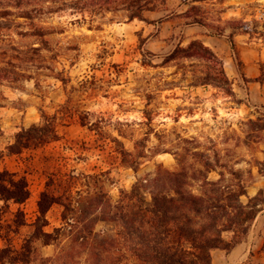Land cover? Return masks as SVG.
Here are the masks:
<instances>
[{"label": "rangeland", "instance_id": "rangeland-1", "mask_svg": "<svg viewBox=\"0 0 264 264\" xmlns=\"http://www.w3.org/2000/svg\"><path fill=\"white\" fill-rule=\"evenodd\" d=\"M179 2L190 6L209 32L230 27L232 32L250 33L264 53V0H165L162 7L148 11L167 8L175 19L191 20L176 15V9L188 8H179ZM127 16L125 10L94 20L68 11L38 15L34 22L44 29L42 38L29 35L30 23L16 14L0 18L7 27L0 31V65L5 68L0 73V168L24 176L30 190L22 204L0 201V248L4 237L19 247L33 232L37 201L52 172L102 173L87 184L92 190L101 186L115 202L121 189H130L137 176L153 173L158 164L176 170V157L196 163L187 139L217 150L222 162H238L235 167L244 171L256 165L255 152L264 143V130L258 129L264 111L247 108L233 82L218 75V66L183 49L189 42L176 44L175 35L166 46L156 47L141 34L140 26L148 25ZM157 28V23L148 26L151 34ZM42 114L47 120L53 117L57 139L8 154L15 134L42 124ZM113 138L128 151L134 150L135 140L145 138L146 156L137 171L121 162ZM246 177L250 185L253 177ZM209 178H217V173ZM84 183L78 179L76 186ZM17 208L24 226H15L21 220L15 217ZM61 212L59 205L50 208L43 231L60 226ZM34 244L42 256L56 249L42 241Z\"/></svg>", "mask_w": 264, "mask_h": 264}, {"label": "trees", "instance_id": "trees-1", "mask_svg": "<svg viewBox=\"0 0 264 264\" xmlns=\"http://www.w3.org/2000/svg\"><path fill=\"white\" fill-rule=\"evenodd\" d=\"M164 4L165 0H0V18L16 14L30 23L29 35L42 38L44 29L34 22L38 15L68 11L82 15L83 19L87 14L94 20L109 12L125 10L129 20L146 21L145 11ZM180 15L191 18L185 23L206 26L191 13L190 6ZM2 28L7 29L0 22V31ZM228 41L243 76L240 55L231 35ZM183 49L218 66V75L228 83L222 59L200 39L191 40ZM4 69L0 65V73ZM260 69L256 80L261 82L264 63ZM42 117V124H32L15 134L14 142L7 147L8 154H19L57 139L53 117H48L49 120L44 114ZM258 129L264 130V123ZM113 141L119 145L121 162L137 171L140 159L146 156L145 138L134 141L133 151L126 150L116 138ZM186 141L193 144L189 156L196 163L185 164L176 157L179 165L176 170L158 164L153 173L137 176L130 189H121L115 202L101 186L92 190L87 184V179H99L102 173L48 174L37 201L33 232L23 238L19 247L4 237L0 264H212V250L230 251L247 237L264 203V193L259 190L253 196L248 194L250 179H246V174L252 178L251 170L235 167L238 162H222L217 150L203 149V144L193 138ZM255 163L260 172L264 170L262 162L255 159ZM211 172H216L217 178L210 179ZM78 179L85 181L84 186H76ZM29 196L24 176L0 171V201L4 205L22 204ZM53 205L62 208L61 224L45 232L46 213ZM22 215L17 208L15 217L20 216L21 220L15 222L16 227L26 225ZM36 241L54 244L55 252L42 256L34 244ZM64 241L67 242L63 244Z\"/></svg>", "mask_w": 264, "mask_h": 264}, {"label": "crops", "instance_id": "crops-1", "mask_svg": "<svg viewBox=\"0 0 264 264\" xmlns=\"http://www.w3.org/2000/svg\"><path fill=\"white\" fill-rule=\"evenodd\" d=\"M193 3H198V0H193ZM182 5L188 7L183 2L178 3L179 8ZM186 10L187 8L176 9V15H180ZM144 17L148 18L149 22L147 20L139 22H144L148 26L154 23L158 24L155 34H151L148 26L145 29L140 26L142 36L146 37L145 42L149 43L153 40L156 47H164L169 44V40L175 39V35L176 44H185L193 39H200L220 56L225 73L228 79L233 82L232 85L236 86L238 96L245 100V106L249 109L264 111V79L261 82L256 80L261 74L260 64L264 63V53L254 42L256 38L253 35L239 31L232 32L230 27L214 34L209 32L207 26L185 23L179 16H176L175 19L173 12L167 8L147 11ZM230 35L240 55L243 76L239 73L233 57L228 41ZM254 158L264 164V143L259 146ZM251 173L253 180L247 187L248 194L253 196L259 190L264 193V170L260 172L254 165L251 168ZM211 261L212 264H264V203L252 221L247 237L230 251L212 250Z\"/></svg>", "mask_w": 264, "mask_h": 264}]
</instances>
